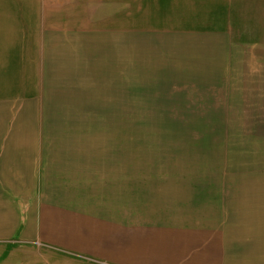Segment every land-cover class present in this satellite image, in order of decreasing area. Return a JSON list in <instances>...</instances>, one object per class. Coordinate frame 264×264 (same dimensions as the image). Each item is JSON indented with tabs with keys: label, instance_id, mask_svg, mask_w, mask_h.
I'll return each instance as SVG.
<instances>
[{
	"label": "crops",
	"instance_id": "obj_1",
	"mask_svg": "<svg viewBox=\"0 0 264 264\" xmlns=\"http://www.w3.org/2000/svg\"><path fill=\"white\" fill-rule=\"evenodd\" d=\"M128 93L175 123L264 124V0H0V250L264 264V167H95Z\"/></svg>",
	"mask_w": 264,
	"mask_h": 264
},
{
	"label": "rangeland",
	"instance_id": "obj_2",
	"mask_svg": "<svg viewBox=\"0 0 264 264\" xmlns=\"http://www.w3.org/2000/svg\"><path fill=\"white\" fill-rule=\"evenodd\" d=\"M204 100L203 106L209 103ZM127 103L119 133L118 124L100 131L96 123V142L104 138L108 147L103 154L96 144L95 167H118L119 159L124 167H264V124L175 123L185 120L184 109L155 106L157 100L130 93ZM95 110L100 117L103 109ZM8 251L0 250V264H23Z\"/></svg>",
	"mask_w": 264,
	"mask_h": 264
},
{
	"label": "built area",
	"instance_id": "obj_3",
	"mask_svg": "<svg viewBox=\"0 0 264 264\" xmlns=\"http://www.w3.org/2000/svg\"><path fill=\"white\" fill-rule=\"evenodd\" d=\"M92 262H95V261H92ZM97 264H106V263H100V262H97Z\"/></svg>",
	"mask_w": 264,
	"mask_h": 264
}]
</instances>
